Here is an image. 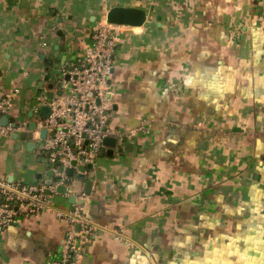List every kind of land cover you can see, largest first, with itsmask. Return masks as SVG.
<instances>
[{
    "label": "crops",
    "instance_id": "0c3cea01",
    "mask_svg": "<svg viewBox=\"0 0 264 264\" xmlns=\"http://www.w3.org/2000/svg\"><path fill=\"white\" fill-rule=\"evenodd\" d=\"M115 6L147 15L122 26L110 79L113 125L143 130L105 147L89 194L74 175L51 198L97 226L83 264H264V0H0V97L18 89L8 116L30 131L0 139V179L48 180L31 123ZM66 226L17 218L0 231V264L58 260Z\"/></svg>",
    "mask_w": 264,
    "mask_h": 264
},
{
    "label": "built area",
    "instance_id": "2783aa9c",
    "mask_svg": "<svg viewBox=\"0 0 264 264\" xmlns=\"http://www.w3.org/2000/svg\"><path fill=\"white\" fill-rule=\"evenodd\" d=\"M121 28L107 24L105 19L98 21L92 33L91 46L84 52L80 65L63 71V75L69 77L64 84L65 93L56 100L42 103L49 107L50 114L45 119L36 115L33 121L36 142L45 152L48 172L52 173L48 178L51 184L42 181L20 186L0 179V231L12 225L17 218L41 213H53L66 221L60 258L49 264H83L84 251L97 229L83 215L80 206H73L67 212L53 207L52 196L58 194V187L66 188L70 181L66 170L73 169L78 173L79 166L94 164L106 147L104 140L115 139L118 144L134 142L143 130V126L119 129L113 125L110 79L116 47L122 36ZM18 92L15 89L12 95L0 97V139L13 133H30L29 120L16 122L8 116ZM37 112L35 110L34 115ZM2 118L7 120L6 124H2ZM42 130L46 132L44 139L39 137Z\"/></svg>",
    "mask_w": 264,
    "mask_h": 264
},
{
    "label": "water",
    "instance_id": "95a60500",
    "mask_svg": "<svg viewBox=\"0 0 264 264\" xmlns=\"http://www.w3.org/2000/svg\"><path fill=\"white\" fill-rule=\"evenodd\" d=\"M147 20V15L146 12L138 7H123V6H115L110 8L106 15H105V21L107 24H111V25H115V26H123V27H132V28H141L144 26V24L146 23ZM69 77L65 76V80H68ZM61 93L58 92L57 95H60ZM110 98V97H109ZM50 114V109L47 106H42L40 109V117L45 119L49 116ZM2 122H7V120L4 118L1 120ZM30 128L32 130L35 129V124L31 123ZM46 135V132L44 130L40 131L39 137L40 139H44ZM103 144L105 146H110L111 148H115L116 146V141L115 139H106L104 140ZM34 145H29L28 149H30L31 147H33ZM105 155L107 156H111L113 154L112 150H109V152H105L103 153V151L99 154V157H103ZM72 165L74 166L75 164L72 163ZM93 164H88L85 166H79L78 167V173L75 174L73 169H68L66 170V175L67 177L71 178L74 175L80 179V180H85L86 181V194L90 193V189L92 186V181L87 179V171H92L93 170ZM49 177H52V173L48 172ZM87 179V180H86ZM47 185L51 184V180L48 179L46 181ZM65 191V187L64 186H60L57 189V192L60 194H63ZM48 193V192H47ZM70 202L72 204L76 203L74 197H71ZM79 205H82L81 202H77Z\"/></svg>",
    "mask_w": 264,
    "mask_h": 264
},
{
    "label": "snow or ice",
    "instance_id": "6c2138e0",
    "mask_svg": "<svg viewBox=\"0 0 264 264\" xmlns=\"http://www.w3.org/2000/svg\"><path fill=\"white\" fill-rule=\"evenodd\" d=\"M241 223L244 225L245 230H247L251 226V224L253 223V221L252 220L242 221ZM243 236H244V233L238 232L237 233V240H242L243 239ZM224 238L227 239V237H224Z\"/></svg>",
    "mask_w": 264,
    "mask_h": 264
},
{
    "label": "rangeland",
    "instance_id": "374dc122",
    "mask_svg": "<svg viewBox=\"0 0 264 264\" xmlns=\"http://www.w3.org/2000/svg\"><path fill=\"white\" fill-rule=\"evenodd\" d=\"M178 1H179V0H178ZM177 3H178V2H176V3H174V4H173V3L170 4V5H169V7H171L170 9H172V10H174V9H178L179 6L176 7V5H178ZM173 12H176V11H173Z\"/></svg>",
    "mask_w": 264,
    "mask_h": 264
}]
</instances>
